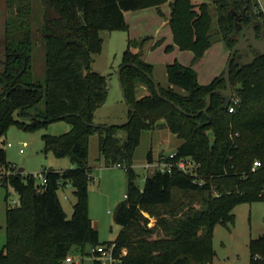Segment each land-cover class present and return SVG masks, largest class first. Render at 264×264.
Returning a JSON list of instances; mask_svg holds the SVG:
<instances>
[{
  "label": "trees",
  "instance_id": "obj_1",
  "mask_svg": "<svg viewBox=\"0 0 264 264\" xmlns=\"http://www.w3.org/2000/svg\"><path fill=\"white\" fill-rule=\"evenodd\" d=\"M40 1L42 24L36 32L44 48L42 83L31 81L34 37L28 17L23 18L29 10L19 9L17 18L5 24L0 60V139L9 124L34 130L65 121L69 125L66 133L43 135L42 139L45 150H52L56 158H67L73 168L42 170L45 184H37L33 175L16 173L0 148V186L10 187L18 196L17 205L6 204L0 264H63L73 248L84 252L102 245L87 202L88 140L95 134L98 160L106 167H125L127 177L125 199L116 207L113 219L121 227L112 241L114 257L125 249L118 264H210L213 227L232 224L231 211L238 203L264 202V56L247 66L236 63L238 54L234 57L229 79L237 102L228 113L221 109L222 95L217 91L225 88L223 71L207 85H199L191 66L173 61L165 66L168 86L156 82L158 97L149 79H154L152 65L142 61L140 53L131 52L128 41L119 64L129 105L127 123L92 127L94 114L107 97L106 77L90 69L91 55L101 48L99 32L126 31L125 12L149 7L159 11L167 0ZM211 4L215 29L208 4L168 2L167 24L173 45L178 51L191 52L192 65L202 59L213 35L229 51L237 42L235 29L253 26L258 37L261 35L256 21L264 22V15L256 0H211ZM210 93L208 110L192 116L205 107ZM162 127L182 141L167 160L194 162L196 177L177 170L154 171L139 189L131 168L134 151L143 132ZM119 130L125 134L123 140L118 137ZM209 131L213 133L211 143ZM152 161V151H148L146 162ZM255 161L259 166L253 168ZM64 186L75 196L69 219L57 194ZM140 211L156 217L153 227L140 224ZM248 250L249 264H264V237L251 239Z\"/></svg>",
  "mask_w": 264,
  "mask_h": 264
},
{
  "label": "rangeland",
  "instance_id": "obj_2",
  "mask_svg": "<svg viewBox=\"0 0 264 264\" xmlns=\"http://www.w3.org/2000/svg\"><path fill=\"white\" fill-rule=\"evenodd\" d=\"M169 1L172 0L161 4L159 11L154 7H149L125 12L123 16L126 31L99 32V37L102 40L101 48L98 53L91 55L90 69L106 77L107 97L105 103L94 114L95 125L107 126L126 122L128 108L118 86L116 70L121 62L123 51L127 48L128 41L131 52L140 53L142 61L155 67L156 78L163 73L160 69L161 65L177 61L181 65L191 66V52L174 49L171 31L165 22L169 12ZM193 1L209 5L212 27L215 29V9L211 0ZM259 2L264 7V0H259ZM257 7L260 9L258 4ZM19 9L22 12L29 10V14L24 15L23 18L28 17L34 37L30 53L31 81L42 83L44 79V48L42 39L36 32L42 24L43 7L40 0H0V60L3 59L6 21L10 18H17ZM211 41L212 44L201 61L191 66L197 72L196 81L199 85H207L216 75L220 76L228 58L229 50L219 41L218 36L213 35ZM168 46L169 48H167ZM223 55L224 62L222 63L220 59ZM221 63L222 69L218 71ZM154 80L156 79L154 78ZM14 119H16L15 115ZM68 130L69 125L65 121L54 122L34 130H25L14 124H9L0 139V148L4 150L6 162L10 167L15 170L23 169L24 175H33L36 183L40 184L41 179L38 176L42 170L51 168L63 171L73 168L67 158H56L52 150H45L42 139L43 135L56 136L66 133ZM118 137L123 140L124 132L119 130ZM181 142L164 127L141 134L140 144L134 151L131 164L139 189L143 186V179L151 173L143 169L147 152L152 151L154 160H156L159 155L172 154ZM86 163L89 168L88 215L93 228L98 232L99 243L107 246L121 230V227L115 224L113 219L116 207L125 199L127 177L123 168L106 167L102 160H98L96 134L89 137ZM195 172L196 165L192 171L196 176ZM57 194L66 219H69L72 214V205L75 203L73 191L68 186H64L58 190ZM17 203L18 196L12 189L8 186H0V250L5 243L6 204L17 205ZM231 214L233 215L232 224L217 223L213 227L211 239L213 257L210 264H249V241L264 237V202L238 203L232 208ZM155 219L154 215L140 211L142 226L153 227ZM88 249L80 252L78 248H73L66 258L71 264H93L95 259L89 254ZM121 252L124 253L125 249H121ZM100 264H107V262Z\"/></svg>",
  "mask_w": 264,
  "mask_h": 264
},
{
  "label": "water",
  "instance_id": "obj_3",
  "mask_svg": "<svg viewBox=\"0 0 264 264\" xmlns=\"http://www.w3.org/2000/svg\"><path fill=\"white\" fill-rule=\"evenodd\" d=\"M256 23H257V26L262 31L259 37L253 26H249L248 28L242 29V30L235 29L233 31V36L237 37V42L229 51L228 58L223 68V74L221 76V79L224 81L225 88L217 90L222 95V105H221L222 110H227L230 104V101H231V97H232V88H231L230 79H229V69H230V65L234 57L238 54L236 63L240 64L241 66H247V65H250L256 57L264 56V22L257 20ZM241 52H244V54H240ZM120 70L121 68L118 67V69L116 70V78L118 81V86H119L122 98L125 104L127 105V108H129V105L127 104V101L125 99L124 89L121 84ZM149 79L154 85L156 95L160 97L161 95H160L159 87L156 81L152 79L151 77H149ZM210 101H211V93L206 96L205 107L201 111L197 112L196 114L192 116H197L200 112L205 113L210 106ZM174 108L179 113L186 114L181 109L180 106L174 105ZM126 123L127 121L122 124L107 125L104 127L105 128L110 127V126L121 127ZM91 126L97 127V125L95 124H92ZM207 138L209 142L211 143L213 140V133L211 131L207 133ZM22 172H23V169L21 168L16 170V173H22Z\"/></svg>",
  "mask_w": 264,
  "mask_h": 264
},
{
  "label": "built area",
  "instance_id": "obj_4",
  "mask_svg": "<svg viewBox=\"0 0 264 264\" xmlns=\"http://www.w3.org/2000/svg\"><path fill=\"white\" fill-rule=\"evenodd\" d=\"M237 100L233 98V93L231 97L230 104L227 108L228 113L233 112V106L231 105L232 103L235 104ZM9 145V144H8ZM174 156V152L169 155L162 156L159 160L156 159L152 162H146L143 166V169L146 172H154V171H159L161 173L163 172H170L172 170H177L183 174L190 175V176H195V174L192 173L193 168L195 163L188 160V159H179L175 162L167 160V158H172ZM167 157V158H166ZM259 163L258 162H253L252 167H258ZM116 168H123L125 170V167L116 164ZM191 168V170H189ZM40 180V184L43 185L45 184V179L43 175L39 174L38 176ZM196 177V176H195ZM114 249H115V244L113 242L109 243L107 246L105 245H98L95 247H91L89 249V254L93 257V259L100 261L101 263L107 262V264H118L120 262V258L122 255L125 254V252H120L118 257H114ZM63 264H71L69 259H65Z\"/></svg>",
  "mask_w": 264,
  "mask_h": 264
},
{
  "label": "crops",
  "instance_id": "obj_5",
  "mask_svg": "<svg viewBox=\"0 0 264 264\" xmlns=\"http://www.w3.org/2000/svg\"><path fill=\"white\" fill-rule=\"evenodd\" d=\"M256 2H257V4L260 6V11H261V13H262V15H264V7H262L261 6V4H260V2H259V0H256ZM165 22L167 23V18H165ZM175 47V46H174ZM174 49H176V47L174 48ZM177 50V49H176ZM178 51V50H177ZM206 53V52H205ZM205 55V54H204ZM204 57V56H203ZM223 58H224V55L222 56V58L220 59V62L222 61V63L224 62V60H223ZM192 59V58H191ZM199 61H201V60H199ZM198 61V62H199ZM198 62H196V63H198ZM195 63V64H196ZM222 63L219 65V67H218V71H220V69H222ZM167 64H164V65H161V71H163V73H161V75L159 76V77H157L156 78V76H155V67L152 65V67H153V77L156 79L155 81H157L162 87H167L168 86V84H167V81H166V75H165V66H166ZM194 65V64H193ZM192 64H191V66H193ZM221 73V72H220ZM219 73V74H220ZM218 75H216L215 77H217ZM214 77V78H215ZM213 78V79H214ZM153 159H154V157H153ZM69 187V186H68Z\"/></svg>",
  "mask_w": 264,
  "mask_h": 264
},
{
  "label": "flooded vegetation",
  "instance_id": "obj_6",
  "mask_svg": "<svg viewBox=\"0 0 264 264\" xmlns=\"http://www.w3.org/2000/svg\"><path fill=\"white\" fill-rule=\"evenodd\" d=\"M262 32V31H261ZM240 54H244V52H241Z\"/></svg>",
  "mask_w": 264,
  "mask_h": 264
}]
</instances>
